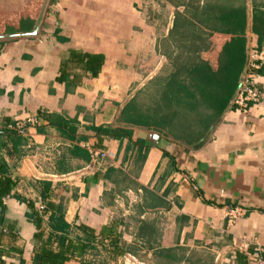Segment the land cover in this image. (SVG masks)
I'll return each mask as SVG.
<instances>
[{"label":"crops","instance_id":"crops-1","mask_svg":"<svg viewBox=\"0 0 264 264\" xmlns=\"http://www.w3.org/2000/svg\"><path fill=\"white\" fill-rule=\"evenodd\" d=\"M42 1L0 0V34L31 31ZM234 26L260 53L264 92V0H50L37 37L0 40V264H36L62 238L63 264H264L248 258L264 249V103L230 102L191 145L120 121L172 57L199 46L214 60ZM73 51L102 55L100 73ZM60 203L67 233L50 226ZM234 207L246 212L230 225Z\"/></svg>","mask_w":264,"mask_h":264},{"label":"trees","instance_id":"trees-1","mask_svg":"<svg viewBox=\"0 0 264 264\" xmlns=\"http://www.w3.org/2000/svg\"><path fill=\"white\" fill-rule=\"evenodd\" d=\"M235 14L245 22V9L240 10L239 15ZM22 22L33 21L23 19ZM233 28L237 32V26ZM210 36L208 33L207 38ZM197 47V50L187 47L186 54L172 57L170 75L165 79L156 77L138 91L124 107L120 121L158 130L187 145L199 142L205 137L211 126L228 108L238 88L246 63L247 40L244 32L227 35L222 52L214 60H206L202 49ZM71 61L97 76L105 59L102 55L73 51ZM0 172L6 175L7 169L3 168ZM44 185L45 189H50V183L45 182ZM11 187L7 182L0 183V205H3V197L9 194ZM29 205L36 213H41L34 203L30 202ZM50 206L52 208V204ZM52 213L55 214L50 216L51 228L67 233L70 226L64 220V205L60 203ZM37 226L41 229V220ZM79 228L83 229L81 226ZM36 238L41 240L42 234L39 233ZM46 241H51V238L48 237ZM65 243V239H60V251L57 253L46 248L41 250L36 264H63L68 259L66 252L71 249L66 248ZM61 249L65 250L62 252Z\"/></svg>","mask_w":264,"mask_h":264},{"label":"built area","instance_id":"built-area-1","mask_svg":"<svg viewBox=\"0 0 264 264\" xmlns=\"http://www.w3.org/2000/svg\"><path fill=\"white\" fill-rule=\"evenodd\" d=\"M260 57V53L254 46L248 45L247 47V56H246V64L244 67V78L241 83V86L236 90L232 100L231 107L235 108L238 111L247 112L251 108L252 105L264 103V92L261 90L256 83V71L261 69L260 63H258V59ZM29 122H36V119H30ZM18 133L24 134L26 131V123L23 121H18L13 127ZM99 155L98 152L93 151V156L97 157ZM37 209L44 213L46 210V206L43 204H39ZM245 209L242 207H234L228 209L226 213V217L228 219L229 224H233L237 219L245 215ZM264 249L257 247L254 252L248 254V258L250 260H255L260 263H264ZM125 264H141L134 256L128 255L125 257Z\"/></svg>","mask_w":264,"mask_h":264},{"label":"water","instance_id":"water-1","mask_svg":"<svg viewBox=\"0 0 264 264\" xmlns=\"http://www.w3.org/2000/svg\"><path fill=\"white\" fill-rule=\"evenodd\" d=\"M49 2H50V0H43L42 1L41 10H40L39 15L36 19L35 25L31 31L17 32V33H13V34H0V40H11V39H16V38H20V37H37L41 33L42 23H43L45 14L47 12V7L49 5ZM243 78H244V71L241 73L238 88L241 86Z\"/></svg>","mask_w":264,"mask_h":264},{"label":"rangeland","instance_id":"rangeland-1","mask_svg":"<svg viewBox=\"0 0 264 264\" xmlns=\"http://www.w3.org/2000/svg\"><path fill=\"white\" fill-rule=\"evenodd\" d=\"M134 64H136V61H135V63H133V65H134ZM143 78H144L143 80H146L145 77H143ZM144 88H145V87H144ZM144 88H143V89H144ZM141 90H142V89H141ZM263 257H264V254H263Z\"/></svg>","mask_w":264,"mask_h":264}]
</instances>
